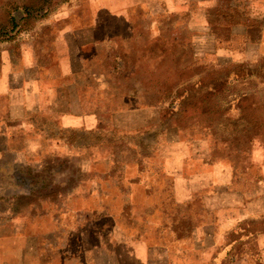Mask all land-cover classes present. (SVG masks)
Returning a JSON list of instances; mask_svg holds the SVG:
<instances>
[{"label":"crops","instance_id":"obj_1","mask_svg":"<svg viewBox=\"0 0 264 264\" xmlns=\"http://www.w3.org/2000/svg\"><path fill=\"white\" fill-rule=\"evenodd\" d=\"M97 2L80 26L59 14L24 34L0 32V169L57 155L84 174L41 220L0 221V264H264V192L243 190L234 167L211 162L204 139L158 143L131 159L100 153L89 57L99 45L128 47L138 12L207 29L217 13L242 28L245 18L264 22V0H120L117 17Z\"/></svg>","mask_w":264,"mask_h":264},{"label":"rangeland","instance_id":"obj_2","mask_svg":"<svg viewBox=\"0 0 264 264\" xmlns=\"http://www.w3.org/2000/svg\"><path fill=\"white\" fill-rule=\"evenodd\" d=\"M90 2L0 0V32L24 34L59 14L80 26L79 18L92 14ZM119 4L98 0L94 8L117 17ZM225 19L214 13L207 29L185 16L138 12L128 47L115 41L90 51L104 129L91 141L104 144L100 153L131 159L158 143L204 139L211 162L234 167L243 190L264 192V22L258 16L234 28L239 24ZM68 159L53 155L39 159V166L0 169V221L13 213L19 221L41 220L42 208L58 203L84 177ZM258 224L264 228V220Z\"/></svg>","mask_w":264,"mask_h":264},{"label":"trees","instance_id":"obj_3","mask_svg":"<svg viewBox=\"0 0 264 264\" xmlns=\"http://www.w3.org/2000/svg\"><path fill=\"white\" fill-rule=\"evenodd\" d=\"M247 21V18H245L244 21H241V24H244ZM228 23H234V22H228ZM236 24V23H235Z\"/></svg>","mask_w":264,"mask_h":264}]
</instances>
